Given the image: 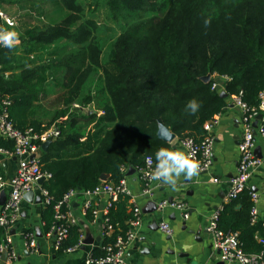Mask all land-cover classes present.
<instances>
[{
    "label": "trees",
    "instance_id": "16d2710c",
    "mask_svg": "<svg viewBox=\"0 0 264 264\" xmlns=\"http://www.w3.org/2000/svg\"><path fill=\"white\" fill-rule=\"evenodd\" d=\"M95 2H103L123 25L107 54L97 42L96 23L83 20L79 0H0L1 6L27 4L31 9L27 14L49 19L24 29L20 46H0V91L10 100L14 125L39 133L53 125L61 130L47 150L40 148L41 168L52 175L43 184L53 198L42 213L45 235L56 223L54 204L68 191L93 193L103 183V174L109 176L106 183L117 185L123 169L143 168L147 156L155 159L159 148L171 149L158 136L159 122L179 141L192 138L201 143L205 123L225 111L228 97L242 91L247 105L258 106L264 91V0ZM45 3L55 5L54 15L42 10ZM205 20L210 24L206 26ZM93 72H100L101 85L96 94L85 93ZM208 74L211 80L205 83L202 77ZM224 76L231 80L224 81L221 89H212L216 78ZM50 82L63 90L56 101L60 106L51 114L38 105ZM222 91L227 98L221 96ZM94 97L101 115L71 112L76 101L84 110ZM191 99L201 105L195 115L185 111ZM41 110L49 121L40 117ZM0 149L13 152L15 144L0 136ZM251 191L226 203L218 221L225 233H238L248 255L264 251L259 240L264 234L262 221L251 223L255 204ZM130 206L129 197L121 195L110 207L108 217L115 230L111 237H103L102 247L93 250L94 257L104 255L103 246L131 229L134 214ZM97 209L90 205L85 221L95 220ZM68 229L57 254L82 242L79 222ZM5 236L0 226V246Z\"/></svg>",
    "mask_w": 264,
    "mask_h": 264
},
{
    "label": "crops",
    "instance_id": "0c3cea01",
    "mask_svg": "<svg viewBox=\"0 0 264 264\" xmlns=\"http://www.w3.org/2000/svg\"><path fill=\"white\" fill-rule=\"evenodd\" d=\"M0 9L15 18L14 30L20 34L28 26L39 25L49 20L44 16L37 19L34 16L35 13L27 14L31 10L27 4L10 3L5 6L0 5ZM4 28L9 27L5 26ZM20 51L23 52V48ZM48 84V92L46 89L47 94L42 97L38 105H43L47 109L46 112L51 114L55 112L57 106H60L56 101L63 90L62 87L58 86L60 89L56 93L50 94L52 83ZM91 92L96 94V89H92ZM74 104L82 105L80 101H76ZM76 108L71 109V112L78 116L84 115L85 110L89 114L97 112L98 115H101L103 113L95 97L86 109L83 110L82 106ZM44 116L45 112L41 110L40 117ZM63 118L65 120L67 117ZM44 120L49 121V118L44 117ZM80 121L84 122L83 119ZM241 122L242 112L240 108L232 102L231 97H228V106L223 113L218 115V123L212 132L214 138L213 165L208 171L200 172L197 177L185 179L182 176L178 181V190H174L160 181L148 184L141 177V168L134 169V167L129 166L123 169L122 179L126 181L128 187L127 196L130 207H138L142 211L141 224L134 227L136 237L125 254V260L128 264H226L221 260L219 251L214 248L209 225L213 214L229 202L227 196L230 182L236 175L239 165ZM90 128L92 125L89 126L88 130ZM168 143L171 145V150L187 152L177 136ZM255 144L254 153L256 158L261 160V163L254 170L249 180V187L255 188V192L259 195L257 202L259 218L264 221V137L257 134ZM37 157H41V152L37 154ZM17 167L18 158L16 156L0 151V175L10 178L15 174ZM131 169L136 171L132 172ZM43 184L38 183L33 190L36 198H41L40 201H29L24 198L21 213L11 226L10 235L14 250L17 253V258L12 264H85L88 258L94 254L93 250L102 247L105 236L104 215L109 196L104 193H78L71 199L69 208L72 215L79 223L84 222L82 240L85 237L86 227L95 241L87 246L81 242L72 251L57 254L54 249V236L45 235L43 230L42 213L47 206L41 193ZM6 192L8 194L9 189H6ZM171 197L174 198V202H183L187 205L189 214L187 218L183 211L172 206H166L162 210L148 213L149 202L155 200L160 206L164 200L168 202ZM87 203L98 208L95 211L96 218L91 222L85 221L84 218ZM2 206L0 205V209ZM160 218L171 226L172 235H168L160 229L162 223L159 222ZM28 232L36 235L37 245L35 249L27 248L26 234ZM97 238H100V241H97ZM0 264H6V262L1 260Z\"/></svg>",
    "mask_w": 264,
    "mask_h": 264
},
{
    "label": "built area",
    "instance_id": "2783aa9c",
    "mask_svg": "<svg viewBox=\"0 0 264 264\" xmlns=\"http://www.w3.org/2000/svg\"><path fill=\"white\" fill-rule=\"evenodd\" d=\"M8 20L13 21L14 26L16 25L15 18L0 9V27H9L7 23ZM216 79L217 82H214L212 89H221L224 81L231 80V78L227 76L217 77ZM242 96V91L231 96L232 102L238 106L242 112V136L239 143V165L236 175L230 182V189L227 196L228 201L236 199L245 190L251 189L249 187V180L254 170L261 163V160L256 158L254 150L256 135L260 134L264 137V91L260 93V104L258 106L247 105L243 101ZM10 104V100L3 97L0 91V136L12 140L15 144L13 152L4 149H0V151L18 158V167L12 177L5 178L0 175V194L6 191V189H9L7 200L0 209V226L4 227L6 230L5 240L0 246V262L2 260V253L8 251L9 256L7 261H5L6 264H12L17 258L10 231L13 222L21 213V206L25 194L33 191L40 179L44 178L45 181H47L52 177L49 172H44L42 170L40 159L37 157V154L40 152L41 145L44 142L54 140L61 134V130L56 125L40 133L34 131L32 128L21 130L14 125L10 118L8 110ZM74 106L78 108L80 105L75 104ZM260 115L262 117L258 121V126L255 128L254 122ZM217 123L218 115L205 123L204 129L206 135L203 142L198 143L192 138L181 141L187 152L191 153L194 158L200 162V172L208 171L213 165L214 138L212 132ZM149 157H151V163L148 162ZM155 164L154 158L152 156H147L144 167L140 169L142 179L148 184L156 181L151 178V172L155 168ZM41 193L44 196L46 204H50L53 198L50 196L49 192L42 187ZM93 193H104L109 196L105 209L103 228L105 235L111 237L115 228L108 217L109 209L121 195H128L129 191L126 181L122 179L117 185L103 181ZM77 194V190L71 189L64 195L62 200L54 204L53 209L56 223L48 234L54 236V249L56 251L60 250L64 240L68 237L69 226L78 223V220L72 215L69 208L71 199ZM251 195L255 203L251 212V223L256 224L262 221V226L264 227V221L259 218V210L257 207L259 195L255 191H251ZM166 206H172L183 211L186 218L189 216L188 207L183 202L169 203V201L167 202V200H164L159 207L165 208ZM89 207L90 203H87L85 211ZM64 208L66 210H64ZM133 214L134 219L130 221L131 229L128 230L126 235H117L113 242L103 246L104 255L100 257H94L92 255L85 264H128L125 260V254L136 237L134 227L139 226L142 220V211L140 208H133ZM218 221L219 210L211 217L209 230L212 233L214 248L219 251L220 258L224 263L264 264V251L259 254H246L241 246L238 233H225L219 229ZM160 229L168 235L173 234V229L166 222L160 224ZM26 238L27 248L35 249L37 245L35 233L28 232ZM259 240L264 244V234ZM73 249L74 248L68 249L65 252H70Z\"/></svg>",
    "mask_w": 264,
    "mask_h": 264
},
{
    "label": "clouds",
    "instance_id": "9594fccd",
    "mask_svg": "<svg viewBox=\"0 0 264 264\" xmlns=\"http://www.w3.org/2000/svg\"><path fill=\"white\" fill-rule=\"evenodd\" d=\"M9 28L0 27V46L7 49H14L20 44V33L14 30V22L7 21ZM205 25L210 24V20H205ZM13 29V30H9ZM200 103L196 99H191L185 106V111L195 115L200 109ZM155 168L151 172V178L178 190V181L183 176L191 179L199 176L201 164L191 153L181 150H171L161 147L155 152ZM151 163V157L148 158Z\"/></svg>",
    "mask_w": 264,
    "mask_h": 264
},
{
    "label": "rangeland",
    "instance_id": "374dc122",
    "mask_svg": "<svg viewBox=\"0 0 264 264\" xmlns=\"http://www.w3.org/2000/svg\"><path fill=\"white\" fill-rule=\"evenodd\" d=\"M79 3L82 4L84 7L82 17L83 20L90 19L96 23L97 31L95 36L97 38V42L103 46L105 54L109 53L110 44L121 33L123 25H121L120 20H117L112 16L110 10L105 4H103V2H100L98 4L95 2V0H90L89 2L85 0H79ZM43 7L44 8L42 10L47 14L54 15L56 13V7L51 3H45L43 4ZM38 21L36 22L39 23ZM60 44L63 45L65 43L60 42ZM100 85V72H93L89 75L87 79L84 91L85 93H90L92 89H97ZM58 89L60 88L52 85L49 93L54 94L58 91Z\"/></svg>",
    "mask_w": 264,
    "mask_h": 264
},
{
    "label": "water",
    "instance_id": "95a60500",
    "mask_svg": "<svg viewBox=\"0 0 264 264\" xmlns=\"http://www.w3.org/2000/svg\"><path fill=\"white\" fill-rule=\"evenodd\" d=\"M210 80H211V74H208V75L202 77V81H204L205 83L210 82ZM221 96L223 98H227V94L225 92H221ZM261 117L262 116L260 115L258 117V119L254 122V127L255 128L258 126V121L261 119ZM158 136H159V138H161L162 140L167 141V142H172L175 139V137H176V135L168 127H166L165 125H163L161 122H159ZM51 142H52V140H48L47 142H44L42 144V148L44 150H47V148L49 147V145L51 144ZM130 158L131 157H129V159ZM130 171L135 172L136 170L131 169ZM108 177H109L108 175L103 174L101 176V179H102V181H107L108 180ZM44 182H45V179L44 178H42V179L39 180V183L40 184H43ZM252 189H253V191H255V188H252ZM24 198L26 200H29V201L36 200L37 202L40 201V199H41L40 197H37L36 198L34 191H30L27 194H25ZM6 200H7V194H6V191H3L0 194V205H4L5 202H6ZM168 201H169V203H173L174 202V198L171 197ZM149 204H150V207H149V212L148 213H154L156 211L162 210V208H160L158 206V203L155 200L149 202ZM159 222H163V219L160 218L159 219ZM80 224L81 225H84V222L81 221ZM94 241H95V238L92 236V234L90 233L89 229L85 227V237L82 240L83 245L84 246L91 245V244L94 243ZM97 241H100V238H97ZM8 256H9L8 251H4L2 253V261L3 262L7 261Z\"/></svg>",
    "mask_w": 264,
    "mask_h": 264
}]
</instances>
